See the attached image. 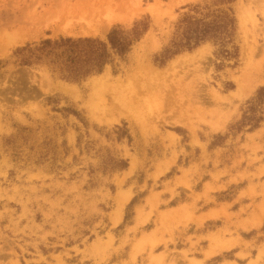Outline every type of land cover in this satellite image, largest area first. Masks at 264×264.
I'll return each instance as SVG.
<instances>
[{
    "label": "rangeland",
    "instance_id": "1",
    "mask_svg": "<svg viewBox=\"0 0 264 264\" xmlns=\"http://www.w3.org/2000/svg\"><path fill=\"white\" fill-rule=\"evenodd\" d=\"M115 28L135 38L103 69L122 105L91 96L100 73L64 77L89 46L36 49ZM247 40L264 68V0H0V264H264V82L229 97Z\"/></svg>",
    "mask_w": 264,
    "mask_h": 264
},
{
    "label": "bare ground",
    "instance_id": "2",
    "mask_svg": "<svg viewBox=\"0 0 264 264\" xmlns=\"http://www.w3.org/2000/svg\"><path fill=\"white\" fill-rule=\"evenodd\" d=\"M181 2V1H179ZM239 19L241 23V27L243 30L246 31L247 29V23H248V18L252 14V11L249 7L240 4L239 6ZM53 18L52 15H47L44 19L49 20L50 18ZM112 17H109V21L111 20ZM107 21L106 23L104 22L101 25H93L92 28L90 29L91 31H97V32H104L106 29H108L110 23ZM22 37V35L19 32L12 33L9 36V43L15 42L17 39ZM248 38V36H247ZM206 44L200 46L197 50H195V53L192 55L194 57L190 56H185L183 59L189 60V61H194L196 59H201L203 60L208 58V55L210 54L209 49L206 50ZM251 50H253V47L249 44L248 40L245 45V54L244 56V66H242L237 73L234 75L235 80L237 82V88L235 90H232L230 92V96L232 97L233 100H240L247 96L251 91L259 85L261 82H264V68H262V64H258L256 62H253V56L251 54ZM191 55V54H190ZM182 56V55H181ZM181 59H178L180 61ZM176 63H171L168 65V67H165L163 69H159L161 71L159 72H168L170 69L175 68ZM147 74H155L153 71H151V68H147L146 71ZM140 75V74H139ZM138 75V76H139ZM123 80L121 79H116L113 80L112 77L110 76V73L108 71L101 72L97 76H93L88 83L89 89L91 91V96L95 98L98 95H105L107 92L111 93L114 95V99L117 100L121 105L126 102V97H125V91L130 89V83L124 84L122 83ZM93 98V100H94ZM106 105V102H105ZM101 108H104L100 104H96L93 106V113L95 115L99 114V111ZM182 122V121H181ZM182 123H187L189 126H192L193 128H196L194 125L188 123V122H182ZM223 125H218L216 128H222ZM125 198L123 200H120V206L123 207L125 203ZM119 218H116V222H118Z\"/></svg>",
    "mask_w": 264,
    "mask_h": 264
},
{
    "label": "trees",
    "instance_id": "3",
    "mask_svg": "<svg viewBox=\"0 0 264 264\" xmlns=\"http://www.w3.org/2000/svg\"><path fill=\"white\" fill-rule=\"evenodd\" d=\"M214 27V24H212L211 22L206 23L205 27H198L196 29L197 33L195 35L192 36V38H194L195 40V44L193 45H188L185 46V48H180L177 49L176 51H174V53L167 55L165 58H161V56H158L157 60L158 63L160 65L164 64L165 61L172 57L173 54H178L184 50H191L195 47H197L198 45H200L203 41L207 40L206 35L211 31V29ZM148 27H146L144 30H148ZM138 25L133 29L135 32L139 34H143L144 32H138ZM122 34H125L124 32H122V30H119L118 28H115L114 30L111 31L109 38H110V43H111V47L109 45V43L103 41L102 39L99 38H73V37H69V38H62L59 41H53L51 39L45 40L43 42V45L41 46H36V49L38 51H40L41 48L46 47V46H52V50L56 51L58 48L61 47H71L69 50V56L70 55H74V54H82V49L85 48L86 46H89L91 53L89 54V56L87 57V59H82L84 61V64H81V66H78V68H74L71 66V69H69V72L67 74L64 75L65 78L67 79H72V80H80L83 78H86L89 75L92 74H99L101 72H103L104 67L106 66V64H108L109 62H111L112 60V49L115 52H118L119 54H124L129 50L130 45L132 44V41L135 38H131L130 36L129 39L126 36H122ZM130 34V33H129ZM126 34V35H129ZM137 36V37H138ZM75 47V48H72ZM66 49V48H65ZM169 51V49L167 50V52ZM35 57H40L39 54H37ZM39 59V58H38ZM78 60H81V57L78 58ZM33 60L28 59V60H24L23 64H32ZM72 62V61H71ZM264 94V87H262L259 92H258V97H260V95ZM250 120H252L250 118ZM262 120L261 117H259L256 121V123L254 124L253 127H257L259 125V122Z\"/></svg>",
    "mask_w": 264,
    "mask_h": 264
}]
</instances>
